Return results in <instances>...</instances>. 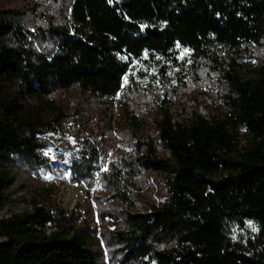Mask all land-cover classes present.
Segmentation results:
<instances>
[{"label":"trees","instance_id":"1","mask_svg":"<svg viewBox=\"0 0 264 264\" xmlns=\"http://www.w3.org/2000/svg\"><path fill=\"white\" fill-rule=\"evenodd\" d=\"M40 12L0 7V212L16 202L15 169L50 165L45 135L69 116L55 93L109 109L151 80L153 129L124 105L132 154L101 183L123 208L96 203L108 264H264V0H54ZM203 82L219 93L211 113L175 106ZM242 129L252 142L239 151ZM84 145L75 172L90 186L98 154ZM151 175L163 198L144 192ZM52 194L0 216V264H105L96 228ZM243 221L259 230L251 252L230 239Z\"/></svg>","mask_w":264,"mask_h":264},{"label":"rangeland","instance_id":"2","mask_svg":"<svg viewBox=\"0 0 264 264\" xmlns=\"http://www.w3.org/2000/svg\"><path fill=\"white\" fill-rule=\"evenodd\" d=\"M53 1L0 0V7L16 9L27 15L32 14L38 17L42 14L40 12L42 6L51 5ZM33 9L36 11L34 12ZM149 82L151 80L143 82V92L122 91L118 93L109 109L100 106L95 100L81 96L76 90L55 93L54 98L69 107V116L56 133L45 135L46 148L42 155L50 162V165L37 172L14 170L15 183L11 191L16 202L4 207L0 216L27 210L26 200L36 197L41 188L51 189L53 191L52 200H55L62 209L78 216L82 222L85 221L88 225L90 223L92 228H96L101 246L99 249L95 246L94 249L97 253L99 250L102 252L103 262L108 264L106 250L99 236L101 223L96 203L104 207L108 205L109 207L105 208L107 210L111 209L112 205L119 210L123 208L120 203H115L110 199V191L104 190L101 183L104 179L107 180L119 160L132 154L131 143L132 139H135V132L129 129L124 121V105L127 106V114L139 117L150 125L145 132L153 129L151 123L155 114L152 110V95L156 89ZM218 95L216 88L213 86L210 88L205 82L191 83L186 89L179 90L172 100L177 108L197 106L204 113H211L216 107L213 99ZM240 135L239 151L252 142L251 137L243 129ZM84 142L93 145L98 154L90 186L86 180L78 182L75 172L77 165L84 157ZM144 192H148L155 200L163 198L165 196L164 178L157 175L149 176L146 179ZM144 192H139L138 195H144ZM137 199L138 202L145 204L149 197L142 196ZM138 202L133 203L132 207L134 210L141 211V205L136 204ZM105 220L112 221L108 217ZM106 224L103 226L104 229L114 228V225ZM258 234L257 226L250 221L237 222L230 226V239L247 252H251L253 247L259 248L258 243L255 242Z\"/></svg>","mask_w":264,"mask_h":264}]
</instances>
